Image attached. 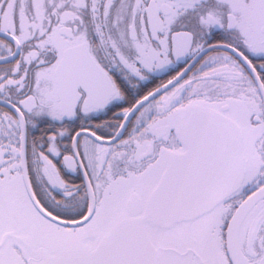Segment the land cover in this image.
<instances>
[{"label": "snow or ice", "instance_id": "snow-or-ice-1", "mask_svg": "<svg viewBox=\"0 0 264 264\" xmlns=\"http://www.w3.org/2000/svg\"><path fill=\"white\" fill-rule=\"evenodd\" d=\"M0 264H264V0H0Z\"/></svg>", "mask_w": 264, "mask_h": 264}]
</instances>
